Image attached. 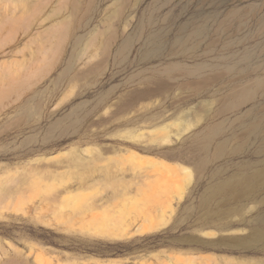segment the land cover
I'll list each match as a JSON object with an SVG mask.
<instances>
[{"label":"rangeland","instance_id":"374dc122","mask_svg":"<svg viewBox=\"0 0 264 264\" xmlns=\"http://www.w3.org/2000/svg\"><path fill=\"white\" fill-rule=\"evenodd\" d=\"M92 144L189 181L44 159ZM91 171L103 178L75 212L62 197ZM19 185L21 204H0V264L36 249L60 264H264V0H0V197ZM147 215L158 227L136 231Z\"/></svg>","mask_w":264,"mask_h":264},{"label":"bare ground","instance_id":"6f19581e","mask_svg":"<svg viewBox=\"0 0 264 264\" xmlns=\"http://www.w3.org/2000/svg\"><path fill=\"white\" fill-rule=\"evenodd\" d=\"M171 126H172V123L168 122V123H165L161 126H156L153 129H151L152 132L157 133V135H160V134L162 135L160 138V141H158L156 143H161L164 140L163 138L165 136H167V137L169 136V134L167 133V130L169 129V127L171 128ZM169 131H172V130L170 129ZM178 132H176V133H178ZM158 133H160V134H158ZM164 133H167V135ZM138 135H141V133L140 134L138 133ZM168 138L170 139V137H168ZM164 154L166 156H172L170 153H164ZM85 156H88L89 158L86 159ZM44 159L45 160L55 159V160H59V161L67 160L68 164L66 163V165H71V166L72 165L77 166L79 164L82 165L85 163L86 165L90 166L91 168H92L93 163L95 161H103L105 163L104 166H107V167H109L108 166L109 164L110 165H111V163L113 164L111 166V170H110V168L107 169V170H110L109 176L110 177L115 176L119 181H121L122 177L127 174L126 173L127 171H132L131 176L134 178H137V179L153 178L155 180L165 182L166 184L172 183L175 185L174 191H176L180 187L179 185L181 184L180 183L181 181H178L179 179L175 178V176L177 177V175H175V173L178 172V170H180L181 167H176L173 164L167 162L166 160H164L162 158H157L153 155L143 154V153H141L135 149L124 147V146H116V145L101 146V145H97V144H92V145H86V146L81 147V148H71V149H67V150H61V151L57 152L56 154L44 157ZM60 159H62V160H60ZM143 167L144 168H146V167L150 168L153 172L150 173L146 169H143ZM105 169L103 168L104 171H105ZM135 169H139V172H135L134 171ZM45 171H48V170H45ZM49 172H50V174L56 175L55 173H53L54 171H52V170L48 171V174H49ZM179 172L177 174H180ZM94 173H95V171H91V172H89V174H87L86 177L83 176L84 177L83 178L84 180L82 179L83 181L80 178V181L78 182L79 186L76 187L77 189H75V190L67 189L66 193L62 197L63 202L70 204V206L73 207V210L75 212L78 211L79 209H81L82 206H84V205H82V200L84 199L83 198L84 197V190L81 189V187L86 184V182H84V181H86L85 179L88 177V179H90L92 181H99L103 178L102 174H97L96 176H94ZM48 174L44 175V179H45V176ZM119 174H121V175H119ZM53 175H52V177H53ZM180 175L182 177H183V175L185 176V174H183V175L180 174ZM186 176H187V174H186ZM41 177H39V178H41ZM25 178H26V176H25ZM25 178H24V180H25ZM42 179H43V177H42ZM53 179H54V177H53ZM53 179H52V181H53ZM61 179H62V177H61ZM61 179H60V181L63 180V179L62 180ZM186 179H188V177H186ZM181 180H183V179H181ZM184 180H185V178H184ZM22 181H23V179L21 180V183L23 184L24 181L23 182ZM25 181H27V180H25ZM188 181H189V179H188ZM183 182H185V181H183ZM187 182L183 183L182 184L183 186L181 185L182 188L186 186L185 184H187ZM54 183H57V182H54ZM224 185H225L224 182H221L218 185H213L211 192L216 193L218 190H221L224 187ZM12 187H14V185ZM19 187L20 188L19 189L17 188V190H13L14 188H9L10 190L7 189L9 191H7L5 194H3L2 197H0V204L3 203V207H5L6 204L9 202L13 203L14 206H18L21 204V202L23 201V188H21L20 185H19ZM54 187H55V184H54ZM88 187L90 188L91 186H88ZM24 190H27V189H24ZM2 191H4V190H2ZM46 191H49V190L46 189ZM178 191H182V190L179 189ZM178 191L175 193H179ZM49 192L48 193L46 192V193L49 194ZM181 193H179V196ZM34 195H35V193H34ZM113 197H115V195H113ZM11 199H15V201L13 200V202H12ZM111 202L112 201H110L109 204L102 206L100 211L104 212L107 209V207H109L111 205ZM170 206H171V203H170ZM88 207L90 209L89 212L91 213L92 217L97 216L98 213L100 212L99 210H97L98 212L97 211L94 212L95 207L93 204H89ZM168 207H169V205H168ZM12 208H10V209H12ZM20 208L21 207H19V210H20ZM164 209H165V207H164ZM155 220L156 219H154L153 216L147 215V216H145V218L141 222L136 224L135 230L139 231V232H146V231L152 230V229L158 227V225H159V223H157L158 221L156 220L157 221L156 222ZM122 230L125 231L126 227ZM10 245H12V244H10ZM13 247L18 252H20L19 249L17 248V246H13ZM32 251H33L32 248H29L27 253H31ZM189 256L190 255H187V256L183 255L182 256L179 254H176V255L172 254L171 259L173 262L180 260V261H183L184 263L187 262V264L188 263L190 264L191 262H193V259H191ZM14 261L15 260H11L12 263ZM31 263L32 264H60L59 261L52 260L51 256L46 255L44 252H42L38 249L33 251ZM9 264H11V263H9ZM102 264H108V263H102ZM167 264H170V263L168 262Z\"/></svg>","mask_w":264,"mask_h":264}]
</instances>
